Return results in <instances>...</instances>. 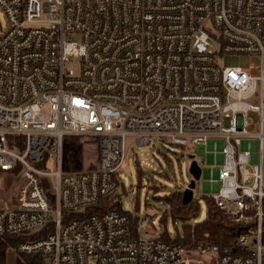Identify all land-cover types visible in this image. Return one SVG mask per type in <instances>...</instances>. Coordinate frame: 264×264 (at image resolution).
Masks as SVG:
<instances>
[{"label": "built area", "instance_id": "2783aa9c", "mask_svg": "<svg viewBox=\"0 0 264 264\" xmlns=\"http://www.w3.org/2000/svg\"><path fill=\"white\" fill-rule=\"evenodd\" d=\"M0 9V173L17 178L13 201L0 198V236L25 237L16 254L50 264H264V0H0ZM224 55L259 62L220 66ZM67 137L94 146L96 162L64 171ZM128 137L212 156L204 197L248 226L236 253L140 239L116 208L64 221L117 194Z\"/></svg>", "mask_w": 264, "mask_h": 264}, {"label": "rangeland", "instance_id": "374dc122", "mask_svg": "<svg viewBox=\"0 0 264 264\" xmlns=\"http://www.w3.org/2000/svg\"><path fill=\"white\" fill-rule=\"evenodd\" d=\"M0 23L6 27V18L0 9ZM217 46L216 43H213ZM258 59L249 55H224L218 59L220 66L225 67H247L250 63L258 64ZM256 120V115L251 114ZM227 126V119H224ZM152 147H138L132 137L126 140L128 152L121 168L117 171L119 187L117 200L120 209L132 216L139 218L138 234L140 239H152L168 235L171 240L183 238V230L178 219L172 220L170 216L162 220L165 210H169L166 199L175 191L183 190L192 180L188 173L190 163L189 156L192 155L198 166L204 169H215L207 162L206 155L201 147H181L163 144L155 137L152 138ZM82 144V143H81ZM70 154V155H69ZM68 164L71 162V153L67 154ZM82 163L88 167L90 163L96 162L95 147L82 144ZM71 166V164H69ZM46 170H56L54 159H49ZM16 177L12 173H0V198L13 201L16 196ZM206 179L203 175L195 181L193 188V199L199 204L196 222L205 218L206 201L204 195L213 192L208 190ZM81 210L79 211L82 212ZM31 256V255H29ZM17 254L14 249L6 252L5 264H16ZM23 264H28L24 262ZM39 264H50L46 259H41Z\"/></svg>", "mask_w": 264, "mask_h": 264}, {"label": "trees", "instance_id": "16d2710c", "mask_svg": "<svg viewBox=\"0 0 264 264\" xmlns=\"http://www.w3.org/2000/svg\"><path fill=\"white\" fill-rule=\"evenodd\" d=\"M64 171H69L71 166L68 164L67 154L71 153V160L73 162L72 169L77 170L81 165L82 146L77 137H67L64 140ZM70 155V154H69ZM182 191H175L169 196L166 201L169 205V210H165L160 220L170 216L172 220L178 219L182 226L183 238L171 240L168 235L160 236L163 241L170 243H177L180 245H188L192 241L205 240L208 243L217 246L220 252L229 249L231 252H237V238L246 232L248 226L232 221L230 218L222 214L207 198L205 218L196 222L194 219L198 215L199 204L192 198L186 205L182 204ZM117 194L107 198H101L99 201L90 207H87L80 213H63L64 221L70 218L83 219L91 215H101L106 211L116 208L120 212L126 214L130 220L132 229L139 225V218H133L129 214L123 212L119 207ZM263 224H264V203H263ZM44 233H39L43 235ZM38 237V235H37ZM36 238V237H35ZM25 239V237L16 235L0 236V264H5L6 252L8 249H14L16 245ZM40 256L36 255H19L17 254L16 264H39Z\"/></svg>", "mask_w": 264, "mask_h": 264}, {"label": "water", "instance_id": "95a60500", "mask_svg": "<svg viewBox=\"0 0 264 264\" xmlns=\"http://www.w3.org/2000/svg\"><path fill=\"white\" fill-rule=\"evenodd\" d=\"M220 155V154H218ZM189 159L191 160L188 166V173L191 175L192 180H190L189 184L183 189L182 191V204L186 205L188 202H190L193 198V188L195 186V181H197L201 176L202 172L204 177L206 178V172H208L209 169L202 170L197 162L194 160L193 156L190 155ZM217 186V184H216Z\"/></svg>", "mask_w": 264, "mask_h": 264}, {"label": "crops", "instance_id": "0c3cea01", "mask_svg": "<svg viewBox=\"0 0 264 264\" xmlns=\"http://www.w3.org/2000/svg\"><path fill=\"white\" fill-rule=\"evenodd\" d=\"M201 149H202V152H203V148H202V147H201ZM211 161H212V156L209 155V156L207 157V162L211 163ZM216 162H217V164L221 162V156H220V155H217V156H216ZM205 175H206V178H207V176H208V172H206ZM214 188H215V186H214Z\"/></svg>", "mask_w": 264, "mask_h": 264}]
</instances>
